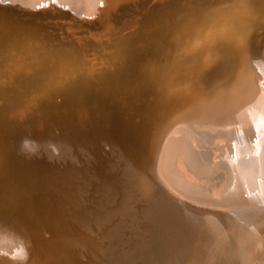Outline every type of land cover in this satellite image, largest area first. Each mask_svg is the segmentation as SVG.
<instances>
[{"label":"bare ground","instance_id":"bare-ground-1","mask_svg":"<svg viewBox=\"0 0 264 264\" xmlns=\"http://www.w3.org/2000/svg\"><path fill=\"white\" fill-rule=\"evenodd\" d=\"M141 59L170 127L158 154ZM0 63L5 159L31 208L19 231L40 248L0 264H163L188 209L264 214V0H0ZM67 191L94 199L89 242L65 225Z\"/></svg>","mask_w":264,"mask_h":264},{"label":"water","instance_id":"water-1","mask_svg":"<svg viewBox=\"0 0 264 264\" xmlns=\"http://www.w3.org/2000/svg\"><path fill=\"white\" fill-rule=\"evenodd\" d=\"M3 59L6 60L4 57ZM143 61L144 60L142 59L134 61L131 68L137 80V85L135 87L141 98H143V101H146L150 106L149 112L151 115H148L146 120L147 129L150 130V133L152 132L150 122H157V120H159L157 118H160L157 105L159 100L157 99L156 93L157 79L155 74L148 71V68L145 67ZM42 112L47 118L53 117V114L45 108H42ZM55 131L51 135L59 138L61 131ZM7 135L9 134H6L5 127L1 128L0 126V147L2 150L5 149L0 155V255L11 257L13 254L17 255L20 250L23 249L26 257L25 259H28L36 254L40 248L34 238L27 237V235L19 231L20 226L23 227L22 225L30 221L28 218L25 220L24 215L26 212L31 213V208H29L30 205L28 202L21 198V195L25 190H20L14 183L15 180L19 179V174L11 169L9 163L5 159V153H7L5 146L9 147V141L11 140ZM34 142L36 143V141ZM45 155L56 157L58 154H56V152L52 154L45 149ZM5 174H9L12 178H8ZM64 199L67 201V206L65 208L67 220L65 221V225L68 231L70 234H79L87 242L91 241L94 238L93 228L96 225L95 215L97 214L94 211V199H90V194H85L82 198H79L68 191L67 195L65 194ZM17 200H19V203H16L18 202ZM15 205H18L17 207H19L17 208L19 210L18 213ZM15 221H17V223H15ZM15 224H17V226ZM40 229L44 230V232H49L44 225H42ZM171 239L172 250L173 253H175L179 241L175 235H171Z\"/></svg>","mask_w":264,"mask_h":264},{"label":"rangeland","instance_id":"rangeland-1","mask_svg":"<svg viewBox=\"0 0 264 264\" xmlns=\"http://www.w3.org/2000/svg\"><path fill=\"white\" fill-rule=\"evenodd\" d=\"M163 97H165V96H163ZM157 105H158V111L160 114V118H157V119H159V120H157V122L151 121L152 123H154L156 125H154L150 122L153 132H150L148 134L149 135L154 134V133H155V135L158 134V135H156L158 138H156V139L153 138V143H154V147L156 150L155 153L158 154L159 145L161 144L162 139H163L162 137H164L167 129H169L170 127L168 125L165 128L162 127L167 122V119L164 116V110L162 107V106H164V103L163 104L158 103ZM160 106H161V108H160ZM149 108H150V106L148 105L147 106V109H148L147 114L151 115L149 112ZM152 114H153V112H152ZM146 127H147V123H146ZM157 128H158V130H157ZM154 129H156V131ZM149 131L150 130H148V132ZM163 132H165V133H163ZM220 134H222V133L220 132ZM150 136L152 137L154 135H150ZM150 136H149V138H150ZM159 137H161L160 140H159ZM157 140H159V141H157ZM156 143H158V144H156ZM187 213L189 215L191 214V217H190L191 223H190V225H188L189 227L186 226V228H185L186 230H184V227L182 225H181V227H179L178 224H177V226L174 225L173 228L171 227L172 230H170L169 235L172 234V235H175L177 237V235L179 234L180 236H178V237H180L181 240L179 238L180 241L178 240L179 242H178V245H177L178 247L176 248V251H175L174 246H173V249L175 251V253L173 254L171 236L168 235L169 241L167 239L168 248L166 250L169 253L166 252L165 257L163 258V261H164L163 264H171V263H173V264H178V263L179 264H185V263L191 264L192 263L193 264V262H194V264L195 263L196 264H236V260H237V258H239V255L241 257L242 255H244V253H247L248 251L250 252V250H252L251 248H253V247H259L264 252V214L263 213H254L253 212V213L249 214L250 219H248L247 218L248 216H245V214L242 212H233V213H229V214L226 213V214L212 215L209 213L207 214L204 211L198 212L195 210L188 209ZM246 219H248V223L246 222ZM175 227L178 228V230ZM187 227L191 231L190 230L188 231ZM173 229H175V231H177V232H175ZM173 231L175 232V234ZM186 233L187 234L189 233L187 235L188 238L186 236H183ZM190 233H191V235H190ZM181 236L184 237V240H188L187 241L188 244L185 241L183 242V240H182L183 237H181ZM190 236H191V238H190ZM178 237H177V239H178ZM173 238H175V237L173 236ZM190 241H193V242H190ZM191 243H193V244H191ZM181 248H182V250H181ZM191 248H192V250H191ZM185 251H188L189 254H188V252L185 253ZM192 251L194 252V254ZM170 252L172 253V255ZM176 252H178V253L180 252L179 255ZM263 252L261 254L257 255V261L255 262V264H264V253ZM205 256H206V258H205ZM174 257H176V258H174ZM180 258H182V260ZM183 259H185V260H183ZM172 260L174 262H171ZM175 260L177 261V263ZM184 261H186V262H184Z\"/></svg>","mask_w":264,"mask_h":264},{"label":"clouds","instance_id":"clouds-1","mask_svg":"<svg viewBox=\"0 0 264 264\" xmlns=\"http://www.w3.org/2000/svg\"><path fill=\"white\" fill-rule=\"evenodd\" d=\"M35 142L28 140L27 138H25L24 140H22L21 142V150L22 152H24L25 154H34V152L31 150L30 145L34 144Z\"/></svg>","mask_w":264,"mask_h":264}]
</instances>
